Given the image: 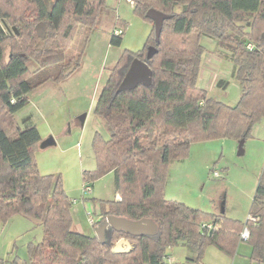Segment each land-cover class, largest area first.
<instances>
[{
	"label": "trees",
	"instance_id": "trees-1",
	"mask_svg": "<svg viewBox=\"0 0 264 264\" xmlns=\"http://www.w3.org/2000/svg\"><path fill=\"white\" fill-rule=\"evenodd\" d=\"M103 4L0 0V221L22 214L41 223L42 239L28 249L30 264H200L208 245L233 255L243 230L250 258L264 264V164L242 223L163 195L169 161L183 158L190 142L245 139L264 118V0H133L134 11L151 23L145 16L150 7L169 17L157 41L152 25L142 50L124 49L110 69L94 106L109 136L95 131V168L83 171V178L90 186V180L112 172L119 194L99 201L101 215L94 226L113 214L149 217L157 230L138 235L112 230L110 242L101 243L94 233L72 228V202L61 175L39 173L34 161L41 141L36 126L25 116L20 128L13 115L33 88L71 72L64 62L67 41L79 24L93 28L99 23ZM117 29L110 36L114 45L121 42L122 29ZM201 35L214 38L231 62L230 76L240 88L234 105L209 96L197 83L205 50ZM148 46L155 48L150 56ZM133 58L149 65L150 83L114 93ZM215 84L225 88L228 80ZM119 238L131 241L132 248L113 252ZM178 243L189 255L183 262L165 260V248Z\"/></svg>",
	"mask_w": 264,
	"mask_h": 264
},
{
	"label": "rangeland",
	"instance_id": "rangeland-1",
	"mask_svg": "<svg viewBox=\"0 0 264 264\" xmlns=\"http://www.w3.org/2000/svg\"><path fill=\"white\" fill-rule=\"evenodd\" d=\"M104 3L97 15L99 23L93 28L79 24L67 41L64 62L71 72L63 79L48 80L33 88L26 104L13 115L20 128L22 118L29 116L41 140L54 139L53 144L34 148L33 158L39 173L61 175L66 194L74 199L70 205L72 228L85 234L94 233L95 226L88 218L94 222L100 218L99 201L119 196L114 190L112 172L90 180V189H83L87 181L83 171L95 168L93 135L99 131L104 138L109 136L101 118L94 113L95 102L123 50H142L152 29V23L134 11L133 0H104ZM117 28L122 29L121 42L114 45L110 36ZM200 40L205 50L198 85L209 96L234 105L240 88L230 76L231 62L219 52L221 48L214 38L201 35ZM75 62L77 66L73 68ZM219 78L228 80L225 88L216 86ZM242 148L239 154L238 140L234 137L190 142L186 155L170 160L167 165L164 197L206 213L222 209L224 217L244 222L264 164V118L253 124ZM42 232L39 221L22 214L0 221V264H30L29 246L41 241ZM240 242L249 245L240 240L235 253ZM205 249L201 264H231L232 255L213 245ZM215 254L229 262L224 263L221 258L218 261ZM188 255L186 246L178 243L165 248L164 259L183 262Z\"/></svg>",
	"mask_w": 264,
	"mask_h": 264
},
{
	"label": "water",
	"instance_id": "water-1",
	"mask_svg": "<svg viewBox=\"0 0 264 264\" xmlns=\"http://www.w3.org/2000/svg\"><path fill=\"white\" fill-rule=\"evenodd\" d=\"M145 16L152 21L154 38L159 39L162 23L165 18L169 17L168 13H164L155 8H148ZM155 51L154 46H148L146 55L150 56ZM151 80V70L149 65L142 59L133 58L121 80L119 81L114 93L125 89H133L138 84H148ZM244 138L238 139V153L243 152ZM54 143L52 137L42 139L39 147H46ZM222 211V209H221ZM112 230H124L127 233L138 234H154L157 230V225L154 220L149 217H141L139 219H130L125 216L108 214L105 219L94 228V234L101 243H109L111 239ZM132 248V244L125 238H119L113 245L111 250L113 252L127 251Z\"/></svg>",
	"mask_w": 264,
	"mask_h": 264
},
{
	"label": "crops",
	"instance_id": "crops-1",
	"mask_svg": "<svg viewBox=\"0 0 264 264\" xmlns=\"http://www.w3.org/2000/svg\"><path fill=\"white\" fill-rule=\"evenodd\" d=\"M201 75H202V73L200 74V76ZM75 230H77V229H75ZM77 231H80V230H77ZM241 240H244V239H241ZM209 252L213 253V251H211V249H209ZM250 253H251V246L250 245H245L242 242H240L238 247H237L236 253H234L232 255V257H231V264H257V262L255 260L250 258ZM216 257H217L218 261H220V258H221V259H223L221 261H223L224 263H228L229 262V259H224V257H221L219 255H216Z\"/></svg>",
	"mask_w": 264,
	"mask_h": 264
},
{
	"label": "built area",
	"instance_id": "built-area-1",
	"mask_svg": "<svg viewBox=\"0 0 264 264\" xmlns=\"http://www.w3.org/2000/svg\"><path fill=\"white\" fill-rule=\"evenodd\" d=\"M114 32L117 33V32H119V30L116 29ZM247 46L250 48V47H251V44L249 43ZM83 189L87 191V190L90 189V186L87 185V184H85V185H83ZM71 202H74V199H71ZM88 221H89L91 224L94 222L93 219H92L91 217L88 218ZM241 236H242L243 239H245L246 236H247V231H246V230H243Z\"/></svg>",
	"mask_w": 264,
	"mask_h": 264
}]
</instances>
